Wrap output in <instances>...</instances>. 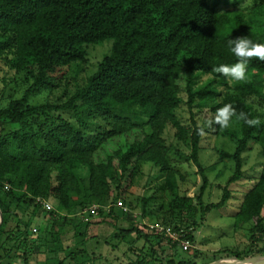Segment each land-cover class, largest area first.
Segmentation results:
<instances>
[{"label":"trees","instance_id":"trees-1","mask_svg":"<svg viewBox=\"0 0 264 264\" xmlns=\"http://www.w3.org/2000/svg\"><path fill=\"white\" fill-rule=\"evenodd\" d=\"M240 36L264 43V0H254L247 14L219 11L204 0H0V64L13 72L11 83L22 76L26 84L19 98L9 95L0 105V264H40L37 259L47 249L41 248L39 231H31L32 220L43 211L40 199L56 204L55 210L43 211L42 231L52 238L48 252L54 255L43 264L101 260L102 254L88 248L89 241H98L87 235L92 224L111 227L103 244L112 250L127 246L133 258L124 264L215 261V255L204 256L195 248L188 254L150 232L141 223L150 198H139V219L131 216L135 208L128 206L125 213L115 205L118 200L127 205L134 178L143 164L151 163L163 174L161 189L167 201L155 221L194 229L197 213L220 208L231 197L229 186L243 178V154L252 144L259 146V175L242 196L233 225L250 224L256 245L260 235L254 234L264 232V121L249 127L233 117V128L205 125V133L227 136L235 144L232 152H218L221 159L233 162V171L220 199L206 204L208 180L198 158L201 125L194 111L205 108L211 118L217 108L231 103L237 113L259 117L248 98L264 101V62L248 63L246 83L230 82L212 71L237 61L227 40ZM105 40L111 41L109 52L65 102L30 103L40 90L59 85L63 68L86 64L88 47ZM182 102L189 125L177 117ZM136 110L147 113V118L136 120ZM65 111L77 114V125L59 114ZM80 111L104 126L88 131ZM166 127L188 144L201 177L192 197L178 191L182 176L168 158ZM108 204L112 206L106 209ZM94 205L99 206L97 216L83 214ZM72 214H79L81 223L73 230L75 243L57 250L62 247L61 227ZM188 236L194 242V236ZM254 254L264 255V248L232 250L225 256L243 259Z\"/></svg>","mask_w":264,"mask_h":264},{"label":"rangeland","instance_id":"rangeland-1","mask_svg":"<svg viewBox=\"0 0 264 264\" xmlns=\"http://www.w3.org/2000/svg\"><path fill=\"white\" fill-rule=\"evenodd\" d=\"M211 6L216 7L219 11H242L247 14L250 8L254 4V0H243L239 3H235L234 0H204ZM111 47V41L105 40L102 44L89 46L87 49V62L86 64L71 65L63 68L64 77L61 78L60 83L55 88H45L34 95L30 99L32 104H40L44 102L48 103H62L65 102L75 91L76 88L84 85L87 76L91 75L97 67V63L101 60L103 55L107 54ZM13 72L6 66L0 64V105H4L9 98V95H13L14 98H19L23 91L26 89V84L22 81V76H17L15 83H11L13 80ZM248 101L254 105L257 114L261 121H264V101L256 98H248ZM136 120L144 121L147 118V113L136 110ZM195 119L198 125L205 126L206 109L195 108ZM59 114L66 120L70 121L74 125H77V114L72 111L59 112ZM133 114L132 112L129 113ZM80 116L85 120L88 131H94L95 125L104 126V124L97 119H90L86 116V113L80 111ZM177 117L184 125H189V113L187 108L182 102L177 110ZM229 127H234V124L230 123ZM164 138L168 148V158L173 167L180 173L182 179L178 181V191L180 194H185L189 197L194 196L197 193L201 185V177L190 159V150L187 143L179 142L174 136V129L166 127L164 130ZM235 144L232 139L223 135H212L211 133H205L202 135L200 141L199 150V162L204 169L208 180V186L203 195V202L206 204L217 202L222 194V189L226 184L228 177L233 171V162L229 159H221L218 155L219 151L232 152ZM244 158V175L243 178L231 184L229 186L230 198L224 206L211 209L208 213L200 215L196 214L195 227H194V248L200 250L204 256L215 255L218 259L226 257L225 254L228 251H239V253H245L250 248L254 252L257 248H264V232L255 233L254 236H259L256 239V245L251 242V225L246 224L242 226H234V213L237 211V207L244 193L252 187L256 178L259 175V162L261 157L259 155V146L252 144L251 148L243 154ZM83 174L85 171L82 172ZM163 183V174L158 166L151 163H146L141 166L140 173L134 178L132 185L128 190L127 197L125 198V204L127 208L131 206L135 209H131L137 215L136 219H139L140 203L139 198H150L151 201L147 206V213L144 215L141 222L151 223L156 220L157 215L160 213V208H166V199L163 195L161 185ZM48 201L55 207V201L48 199ZM116 203H122L118 200ZM129 204V205H128ZM118 207V206H116ZM134 218V217H133ZM44 213L39 211L37 217L32 220L33 224L38 228L39 239L41 248L47 249L46 253H43L38 257L40 264L44 263L45 258H53V253L48 252L52 247V238L47 234H43L42 228L44 226ZM59 224V222H58ZM80 223V215L72 214L66 218L61 231L59 233V240L61 246H57V250L64 246H72L75 243V237L73 230ZM83 227V226H82ZM59 228V225L55 227ZM84 228V227H83ZM55 229V231H56ZM111 227L106 224L90 225L87 231L88 236L94 235L98 241H89L88 248L95 254H102L103 258L98 260L95 264H124L129 259L133 258V255L128 251L127 246L121 244L117 249L112 250L108 245L103 244V241L108 240ZM113 244V242H111ZM193 250V249H192ZM192 250L188 251V254L192 253ZM46 251V250H45ZM63 252H59L60 256H63ZM253 256H263L254 254ZM251 256V257H253ZM51 260V259H50ZM107 260V261H105ZM107 263H105V262ZM19 264H22L21 262Z\"/></svg>","mask_w":264,"mask_h":264},{"label":"clouds","instance_id":"clouds-1","mask_svg":"<svg viewBox=\"0 0 264 264\" xmlns=\"http://www.w3.org/2000/svg\"><path fill=\"white\" fill-rule=\"evenodd\" d=\"M227 47L237 58V61L231 65L220 64L214 67L212 71L229 79L230 82H248L250 79L247 74L248 63L253 59L264 62V43L250 40L247 36H240L229 38L227 40ZM233 117L238 121H243L249 127H259L261 125L259 117L250 118L249 114L244 111L237 113L231 103L223 104V106L217 108L215 115L207 118L204 123L208 128H212L215 124L221 129H226L230 126ZM197 134L201 136L205 135L204 126L197 128Z\"/></svg>","mask_w":264,"mask_h":264},{"label":"built area","instance_id":"built-area-1","mask_svg":"<svg viewBox=\"0 0 264 264\" xmlns=\"http://www.w3.org/2000/svg\"><path fill=\"white\" fill-rule=\"evenodd\" d=\"M4 188L8 189V185L6 184ZM39 203L43 211L55 210L54 206L48 200L40 199ZM111 206L112 204H108L105 206V208L109 209ZM115 206H118L125 213H128L130 211L129 208H127L121 203H116ZM98 208L99 206L94 205L89 210H84L83 214H87L90 211L93 213V216L95 217L97 216ZM133 217L136 218L137 215L134 214ZM141 223L144 224L150 232L162 236L165 240H168L171 243L176 244L179 248L182 249V251H189L194 249V242H192V240L188 236V235L194 236V229L192 227L184 228L178 226L177 228H175L171 225H165L157 221L151 223H147V222H141ZM31 231L32 233H36L38 231V228L36 226H33Z\"/></svg>","mask_w":264,"mask_h":264},{"label":"water","instance_id":"water-1","mask_svg":"<svg viewBox=\"0 0 264 264\" xmlns=\"http://www.w3.org/2000/svg\"><path fill=\"white\" fill-rule=\"evenodd\" d=\"M208 264H264V255L247 257L243 259H239L236 256H229V257H224V258L212 261Z\"/></svg>","mask_w":264,"mask_h":264},{"label":"bare ground","instance_id":"bare-ground-1","mask_svg":"<svg viewBox=\"0 0 264 264\" xmlns=\"http://www.w3.org/2000/svg\"><path fill=\"white\" fill-rule=\"evenodd\" d=\"M255 260V259H254ZM257 261H259V260H257Z\"/></svg>","mask_w":264,"mask_h":264}]
</instances>
